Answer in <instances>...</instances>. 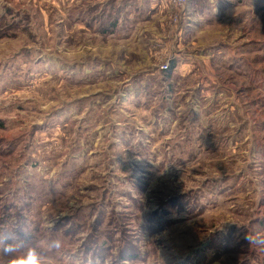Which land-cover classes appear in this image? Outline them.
<instances>
[{"label": "rangeland", "instance_id": "1", "mask_svg": "<svg viewBox=\"0 0 264 264\" xmlns=\"http://www.w3.org/2000/svg\"><path fill=\"white\" fill-rule=\"evenodd\" d=\"M166 4L164 33L148 45L155 72L156 53L166 47L171 65L170 43H179L178 29L169 34L178 9ZM57 5L67 0H0V239L26 247L55 235L64 264H109L126 229L139 252L133 264H264V0L219 23L229 27L220 43L234 48L220 61L241 60L227 73L220 64L217 86L227 85L242 110L225 108L224 91L219 126L187 145L184 132L169 133L147 113L119 140L115 127L131 126L128 115L95 89L109 83L65 82L53 57L72 60L85 37L69 30L66 14L58 19ZM89 92L96 104L87 100L82 115L48 119ZM153 109L162 112L158 102ZM89 235L96 241L85 252ZM106 240L111 248L100 252Z\"/></svg>", "mask_w": 264, "mask_h": 264}, {"label": "crops", "instance_id": "2", "mask_svg": "<svg viewBox=\"0 0 264 264\" xmlns=\"http://www.w3.org/2000/svg\"><path fill=\"white\" fill-rule=\"evenodd\" d=\"M168 1L67 0V7L62 10L57 5L58 19L59 16L64 19L66 14L69 30L76 32L77 36L83 35L85 43L75 45L70 61L61 62L59 56H54V67L66 72L65 82L70 87L83 83L82 87L86 88L101 79L109 83L108 87L99 85L95 89L101 86L97 90L99 97L113 99L112 110L120 112L118 115H128L131 126L121 131L115 127L119 140H126L127 134L124 135L123 131L133 133V123L139 125V117L147 113V116L154 115L152 122H155V117L158 121L162 120L164 129H170L169 133L184 132V145L191 140L196 143L202 139L204 132H212L213 127L219 126L217 106L224 91L228 102L225 108L242 110L234 97L226 93L227 85L217 86L220 84L216 76L220 72V64L227 73L232 65L236 67L238 64L234 63L235 58L241 60L230 55L229 61L227 57L223 63L220 61V55L233 54L231 50L234 48L226 45L227 41H222L221 45L218 34L221 32L222 36H228V25L221 26L219 23L228 21L230 12L238 7L251 11L252 0H187L179 14V43H170V70L155 72L148 45L153 37L164 33L162 23L164 14L170 10L169 7L166 10ZM157 5L160 8L157 9ZM214 34L218 38L212 39ZM93 37L98 38L96 43H93ZM96 93H84L77 97L75 93V98L62 101L61 107L50 112L48 119L78 116L82 110L85 111L87 100L89 104H96L92 101L98 97ZM156 102L162 112L153 109ZM214 121L217 125L213 124ZM131 137L134 139V134ZM169 137L172 141V134ZM139 177L137 181L142 179Z\"/></svg>", "mask_w": 264, "mask_h": 264}, {"label": "clouds", "instance_id": "3", "mask_svg": "<svg viewBox=\"0 0 264 264\" xmlns=\"http://www.w3.org/2000/svg\"><path fill=\"white\" fill-rule=\"evenodd\" d=\"M63 247L64 241L55 235L45 234L26 247L23 241L5 236L0 239V264H64L59 255Z\"/></svg>", "mask_w": 264, "mask_h": 264}, {"label": "trees", "instance_id": "4", "mask_svg": "<svg viewBox=\"0 0 264 264\" xmlns=\"http://www.w3.org/2000/svg\"><path fill=\"white\" fill-rule=\"evenodd\" d=\"M2 124L0 123V126ZM155 224H159V223H153L152 225V229H154V226ZM150 225L147 226V230L149 231L150 229ZM113 234L114 232H110L108 234V238H110L112 241V237H113ZM121 243L119 244V246H117V253L116 255H111L112 257V262L109 263V264H123L122 262L123 261H128V263L130 264H133V260L135 258L138 257V254L139 252L137 251V248L135 245L133 246L131 244V241H128V233H126V229H121ZM130 235V234H129ZM96 240L93 238V235H89L86 242L83 244V248H84V251L87 252V251H90L91 249H93V245H94V242ZM105 247L102 246L100 247V252H104L107 248V246H109V249L111 248V246L109 245V241L106 240L105 242ZM96 246H94L95 248ZM113 247V246H112ZM94 252L96 253L95 249H94ZM102 254V253H100ZM104 255V254H102Z\"/></svg>", "mask_w": 264, "mask_h": 264}, {"label": "built area", "instance_id": "5", "mask_svg": "<svg viewBox=\"0 0 264 264\" xmlns=\"http://www.w3.org/2000/svg\"><path fill=\"white\" fill-rule=\"evenodd\" d=\"M170 2L178 9V14L175 15L173 18H170L169 24H170V31L169 34L177 30V26L180 22V11L182 8H184L185 4L187 3V0H170ZM158 47L161 48L160 45H157ZM165 47V46H164ZM165 49H167L165 47ZM161 48L162 51L160 53H156L155 57L158 61V67L159 70L162 72H167L170 70V62H169V57L167 58V52L166 50Z\"/></svg>", "mask_w": 264, "mask_h": 264}]
</instances>
